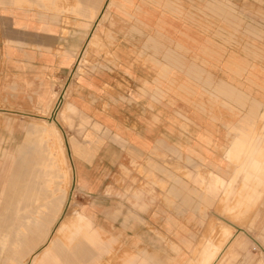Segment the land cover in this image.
Returning <instances> with one entry per match:
<instances>
[{
    "label": "crops",
    "instance_id": "1",
    "mask_svg": "<svg viewBox=\"0 0 264 264\" xmlns=\"http://www.w3.org/2000/svg\"><path fill=\"white\" fill-rule=\"evenodd\" d=\"M96 1L93 18L0 8V128L12 115L46 113L63 82L67 152L55 127L32 122L15 153H4L0 264H24L43 243L44 219L60 215L70 174L82 206L113 241L99 264H140L145 255L148 264H187L181 256L197 237L187 224L203 219L202 199L216 197L198 184L201 197L183 175L203 167L232 176L226 150L237 130L249 135L264 115V0H131L130 8L127 0ZM261 184V210L248 225L260 222V244L243 231L223 250L205 238L198 257L218 249L211 264H235L241 253L251 260V245L264 252ZM164 238L179 252L158 247ZM45 252L32 263L60 264L51 251L44 262ZM123 255L132 259L122 263Z\"/></svg>",
    "mask_w": 264,
    "mask_h": 264
},
{
    "label": "rangeland",
    "instance_id": "2",
    "mask_svg": "<svg viewBox=\"0 0 264 264\" xmlns=\"http://www.w3.org/2000/svg\"><path fill=\"white\" fill-rule=\"evenodd\" d=\"M130 1L127 0V8L131 7ZM96 3H98L96 0H0V8L9 5L12 8L35 10L47 18H51L52 15L59 13L66 16L69 14L67 17L73 15L76 18L84 16L93 18ZM260 71L264 70L260 69ZM56 84L55 98L46 113H31L22 117L12 115L11 125L6 129L0 128V177L5 172L4 170L2 173L3 163L6 166L9 165V161L5 163L3 158L4 153H15L18 145L25 137V128L32 122H46L59 131L62 139L61 146L67 158V152L63 143L64 134L60 130L58 116L59 106L63 100L65 83L57 82ZM62 113L64 114V111ZM0 116L2 117V115ZM257 119L259 122L256 123L254 131L252 130L249 135H246L242 129L237 130L235 141L230 149L226 150L227 160L235 165L232 176L222 177L203 167H196L198 174L192 176L189 173V178L187 175H183L182 177L188 184L197 183L196 185L200 190L199 194H201V197L203 194L201 190L203 189L198 184L208 189V194H213L216 197L210 204H207L201 198L203 206L199 208L197 214L203 217V219H191L193 222L187 224L190 228L193 227L191 230L197 235L192 246L186 249V256H181L182 260L185 258L184 262L187 264H196L198 258L202 259L204 264H211L214 259H217L218 255L222 252L221 250L232 243L234 238L243 237L242 231L258 244L262 240L258 219L255 220L252 229L248 226L250 221L254 219L256 212L261 210V204L254 206L255 186L261 183V185H264V115L257 117ZM175 172L179 173L180 171L178 169ZM155 186L163 189L162 184L157 181ZM63 187H65L66 196L60 215L57 219H44L43 243L24 258V264H34L32 263L33 258H38L39 253L45 248L47 252H45L44 258L48 259H45L44 262L52 259L47 254L51 251L58 257L60 264H99L98 259L102 254L107 253L111 247L110 245L113 241H106V236L102 234L103 232L100 230L99 225H95V218L92 213L82 206L83 200L77 196V189L73 185L71 174ZM226 200H230V213L224 211V201ZM2 211L3 207L0 206V216L1 214L3 215ZM10 218L11 215L6 212L2 219ZM145 226V231L157 232V229L148 225ZM225 226L230 228L232 237H230L231 234L226 229L221 232ZM157 235L160 238L163 237L162 235ZM228 237L230 238L228 239ZM205 238H211L216 243L219 242L218 248L221 250H213L215 254L212 256L198 257V251ZM156 243L158 247L169 248L171 246L173 251L179 252V247L175 244H170L166 238L157 239ZM114 246L119 248L121 244H115ZM252 246L254 247V245ZM211 247L213 246H203V248ZM251 247V260L249 262L244 261L243 254L241 253L235 264H257L258 261L264 264V252L259 248L254 247L255 249H252ZM262 247L264 251V242ZM118 258L122 263L132 259L131 255H123ZM136 259L137 257L134 258V263ZM113 260H115V256H109V262L113 263ZM150 260L151 258L146 255L139 257L140 264H148ZM129 263L132 262L130 261Z\"/></svg>",
    "mask_w": 264,
    "mask_h": 264
},
{
    "label": "bare ground",
    "instance_id": "3",
    "mask_svg": "<svg viewBox=\"0 0 264 264\" xmlns=\"http://www.w3.org/2000/svg\"><path fill=\"white\" fill-rule=\"evenodd\" d=\"M33 262V261H32Z\"/></svg>",
    "mask_w": 264,
    "mask_h": 264
}]
</instances>
